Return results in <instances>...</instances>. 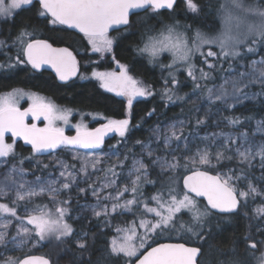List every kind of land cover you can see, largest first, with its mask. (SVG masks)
Wrapping results in <instances>:
<instances>
[{"label":"snow or ice","instance_id":"snow-or-ice-1","mask_svg":"<svg viewBox=\"0 0 264 264\" xmlns=\"http://www.w3.org/2000/svg\"><path fill=\"white\" fill-rule=\"evenodd\" d=\"M182 2L185 11L196 17L203 12L198 0ZM36 5L39 17L47 18L53 26H63L65 30L82 34L93 53L101 57L112 54L113 60L114 45L119 37L110 32L129 31L137 23L130 19L133 10H143L147 19L134 51L138 56L146 57L149 63L167 70L161 97L168 103L183 99L178 95L181 82L176 73L186 72L194 88L201 89L200 81L215 80L213 72L217 69L228 75H221L222 82L213 87L203 85L210 103L220 102L232 109L245 101L264 98V55L259 59L251 58L257 52H264V0H223L218 9L222 27L215 34L182 24L171 14V22L159 20V28L147 23V20L161 16V10H174L178 6L177 0H0V18L4 21L14 19L20 10H31ZM13 45L18 51L14 58H8L10 69L20 65H30L34 70L50 66L61 81H68L79 72L80 62L69 47H54L47 39L35 38L34 31H29L28 26L17 32ZM6 47L7 42L0 40V49ZM213 47L218 51H213ZM165 54L170 57L167 64L161 62ZM197 56L204 58L209 71L198 68ZM209 57L216 58V62L210 63ZM115 62L119 71H93L92 77L99 81L101 88L126 97L130 113L134 100L152 96L154 92L131 74L129 65ZM4 67L0 64V68ZM254 86H258L259 91L253 92ZM25 98L30 103L22 108L20 102ZM153 112L155 109L148 116ZM72 115V109L20 88L0 94V166L9 164V157L16 158V139L30 145L34 155L60 149L79 163L77 168L76 164L57 160L58 178L32 173L34 180L25 179L29 170L23 167L24 160L33 157H24L11 164L0 180V249L3 250L0 256L10 250L23 251L28 246L36 247L49 241L63 246L64 251H71V247H67L71 241L76 249L74 264H92L91 259L84 261L89 252V234L77 231L69 222L79 219L72 215V201L68 195L74 187L81 193L90 189L96 197L93 216L100 226L115 232L108 240L107 253L122 260L123 264H201L202 248L198 242L205 238V226L214 214H238L257 197L262 202L253 208L252 218L264 221V187L253 182L251 173L258 166L264 180V116L255 120V132L221 133L219 135H224L225 139L219 144L216 133L196 137L200 143L194 148V141L184 136V121L170 124L166 130L157 127L151 138L156 147L152 142L137 140L135 143L141 146L142 152L137 155L129 149L121 159L118 142L111 146L115 149L112 155L116 156L117 162L100 168L104 156L94 150L104 145L109 133L126 138L130 119H108L100 127L89 128L83 121L71 124ZM225 119L232 126L244 123L240 117ZM244 119L250 121L255 117L250 115ZM38 122H44V126L40 127ZM205 122L198 119L196 123ZM66 127L74 128L76 134L66 135ZM81 149L92 151L81 154ZM130 158L131 163L125 171V163ZM233 160L236 168L230 167L226 172L219 170L224 161ZM254 161H258V165ZM37 165L44 169L49 167L48 164L41 165L40 161ZM210 170H215L216 174ZM98 172L103 173L102 179L97 177L96 181L88 183V189L79 186L80 177L87 183ZM153 172L157 175L167 173L168 182L146 195V185H157V181L150 178ZM199 198H205L206 203L202 205ZM21 207L23 215L18 213ZM126 214L136 218L123 224L114 223ZM185 215L189 217L187 221L183 219ZM14 222L15 235H10ZM256 231L264 236V229L258 226ZM173 234L186 238L185 242H156L160 236ZM244 241L247 256L252 257L255 264H264V251L256 254L258 245L264 248V238L254 239L249 231ZM232 251L235 252V248ZM0 264H54V261L47 256L25 254L22 258L8 255L0 260ZM229 264H247V261L232 259Z\"/></svg>","mask_w":264,"mask_h":264},{"label":"trees","instance_id":"trees-1","mask_svg":"<svg viewBox=\"0 0 264 264\" xmlns=\"http://www.w3.org/2000/svg\"><path fill=\"white\" fill-rule=\"evenodd\" d=\"M198 3L203 8V12L198 17L186 12L184 4L180 0L174 10L170 12L162 11L161 16L147 20V23L160 27L159 20L171 22V14L182 24L192 25L193 28H199L209 34L217 33L222 25L218 9L221 3H223V0H198ZM37 8L38 5L31 10H21L12 21L8 20L4 23L2 35L5 37L7 47L0 50V64L5 65L4 68H0V94L14 88L31 90L43 94L68 108L82 112L103 113L106 117L118 120L128 118L130 119V131L127 136L132 143V148L141 147L135 142L137 140L145 142L148 139L147 133L149 129L155 124H162L174 117L191 114L190 108L184 102V98L192 92V87H194L193 81L190 80L189 82V80H186L188 77L185 74H179L180 77L177 78L181 83L178 85V95L183 97V99L177 100L175 103H168L161 97V92L165 87L163 80L166 78L167 71L157 68L156 65L149 63L145 57L138 56L134 51V45L139 42L140 32L143 31V23L147 19L146 13L135 15L132 18V21L137 23L127 31L128 33L124 37L117 40L113 50L115 59L129 65L131 74L136 79H141L149 84L154 92V95L134 102L130 113L126 98L124 99L114 94L106 93V91L99 87L98 82L95 80L88 79L87 82H82L79 79L64 85L58 83L51 73L46 71L36 72L30 65L8 68V58H14L18 51L17 46L13 45V37L25 26L29 27V31H34L35 38L47 39L55 46L70 47L72 50L77 51L81 61L90 59L89 48L83 45L84 40L82 39V35L65 30L63 26L51 25L47 22V18L39 17L36 14ZM123 32L125 31H118L111 35H121ZM78 49H84L85 56H82ZM197 60L199 66L203 65L205 69L207 68L205 67L204 59L199 58ZM224 66L225 68L227 67L226 62ZM99 68H103V65H99ZM90 70L91 68L86 69L84 66L83 74ZM221 74L223 73H220L218 69L216 72H213V76H220ZM168 86L171 87V84ZM153 109H155V112L151 116H148V113L152 112ZM250 115L254 116L255 119L250 121L244 119ZM233 116L240 117L244 121L243 125H236L237 127L250 130L255 124V120L264 116V101L259 100L255 103L244 102V104L226 111V117ZM16 153V161L24 157L37 155H34L32 149L25 146L21 141H18L16 144ZM28 162L30 161L25 159L24 166L27 167L29 165L27 164ZM210 171L216 174L215 170ZM150 178L156 180L157 185L155 187L146 185L144 189L146 195L152 194L160 184H167L168 182L167 176H158L156 172H153ZM201 204L203 205L204 203L201 202ZM252 216L253 213L243 207L239 210L238 214L230 216H217L214 214L211 222L205 226L203 233L205 238L198 242V246L202 248L201 264H229V261L232 259L245 260L247 264H255L254 259L247 256L244 237L249 231H251L254 239L264 238V236L256 231L257 227H260V222L254 220ZM132 219V216L126 214L124 217L116 219L114 223L123 224L125 221ZM183 219L187 221L189 217L185 215ZM113 235H115L113 229L100 226V223L95 218L89 229V252L85 255L84 261L91 259L92 264H123L122 260L112 258L107 253L108 240ZM185 239L175 234L171 236L163 235L158 237L156 242H185ZM62 247L58 245L57 250L59 249V251L53 255H49L48 253H33V255L38 254L51 257L54 264L57 260L58 264H74L76 256L75 246L69 241L67 247H71V251H64ZM233 248H235V252L232 251ZM260 251H264V248L258 245L256 254L259 255ZM24 255H21V258Z\"/></svg>","mask_w":264,"mask_h":264},{"label":"rangeland","instance_id":"rangeland-1","mask_svg":"<svg viewBox=\"0 0 264 264\" xmlns=\"http://www.w3.org/2000/svg\"><path fill=\"white\" fill-rule=\"evenodd\" d=\"M11 21H12V19H11ZM5 22H7V21H4L3 18H0V40H4V41H5V37L2 35V30H3V26H4ZM221 27H222V25H221ZM221 27H220V29H221ZM157 28H159V27H157ZM127 33L128 32H123V33H121V35H116V37H119V38L124 37ZM113 36H115V35H113ZM14 38H15V36L13 37V39ZM88 48H89L90 59L86 65L89 66V69L91 68L92 71L90 70V71H87L85 74H83V76L86 77V79L97 81L94 77H92L93 71H101V72L114 71V70L110 69V67L105 68L103 66V68H99V65H101L102 63L108 64L110 62L112 54H105L103 57H101L100 54L93 53L89 46H88ZM214 48L215 47H213V49H212L213 51H218V49H216V48L214 49ZM0 50H2V49H0ZM261 55H264V52H257L254 56H251V58L252 59H259ZM199 58L204 59L203 57L197 56L196 60ZM145 59H147V58L145 57ZM208 61L210 63H215L216 58L209 57ZM161 62L164 64L169 63L170 62L169 55L165 54L161 58ZM197 62H198V60L196 61V63ZM197 66H198V68H203L205 71L209 70L206 64H205V67H207L206 69L204 68L203 65L199 66L197 64ZM156 67L163 70L158 65H156ZM181 73L185 74V76L188 77L186 72L180 71V72L176 73L178 78L180 77L179 74H181ZM221 75H228V73L225 72ZM167 76H168V72L166 73V77ZM220 76H215L216 77L215 80H208L207 82L206 81H200V83L202 85L201 89H195L194 87H192V92L190 94H187V96L184 98V102H185L186 106L190 108L191 114L186 115V116L174 117V118H172V119H170L167 122L162 123V124H155L154 126H152L149 129V131L147 133L148 139L145 141V143L152 142L151 138L153 137V130L155 128L160 127L161 130H166L170 124H173V123L178 124L179 121H184V136H187L190 140L194 141V143L192 145L193 148L195 147V144L200 143L199 140L195 139L196 137L211 136V134L216 133V134H218L217 135V144H219L221 141H223L225 139L224 135H219L221 133H223L225 135H238V133L241 131H249L250 133L255 132V124L253 125V127L250 130L249 129L246 130V129H243L241 127L232 126V125L228 124L227 120L225 119L226 111H229L231 109L226 108L225 105L220 103V102H217L215 104H212L209 102L207 91H206V89L203 88V85L206 84L207 87H213L214 84L221 83L222 80L220 79ZM138 80L142 81L141 79H138ZM186 80L187 81L189 80V82H190L191 78L188 77V79H186ZM97 82L99 85V81H97ZM142 82L144 85L149 86V84H147L146 82H144V81H142ZM150 88H151V86H150ZM23 90L26 92H29V93H36L42 97H45L46 99H50L47 96L40 94L38 92L31 91V90H25V89H23ZM103 90L108 92L105 89H103ZM252 91L253 92L259 91L258 86H254L252 88ZM110 93H113L114 95H116V93H114V92H110ZM116 96H118V95H116ZM119 97H122L124 99L126 98L123 96H119ZM146 98H148V97H138L136 100L133 101V103L137 102V100H140V99L142 100V99H146ZM50 100H52V99H50ZM259 100L264 101V98H258L257 100H248L245 102L255 103V102H258ZM29 103H30V101L26 98L21 100V102H20L21 107H27L29 105ZM65 108H68V107H65ZM72 110H73V115L70 118V123L71 124H77V123H80L81 121H83L84 123H86L88 125L89 128L100 127L102 124L107 123L108 119H113V118L106 117V116L101 115V114H99V115L98 114H84L85 111L82 112L80 110H75V109H72ZM93 117H95V119ZM198 119L204 120L206 122L204 124L197 125L196 122ZM114 120H118V119H114ZM38 123H39L40 127L44 126V122H38ZM129 131H130V125H129ZM65 132L75 133V129L71 128V127H66ZM256 137L260 138V134L256 133ZM8 142L11 143L12 140L9 139ZM17 142L18 141L16 140L15 145L17 144ZM118 142H120L119 154H120L121 159H123L124 154L128 153L129 149H131L132 153H136L137 155H139L142 152L141 147H133V148L131 147L132 143L130 142L128 136L126 138H121L118 135L117 137H115V140L111 141L109 144H105L100 150L96 151V154L104 156V162L99 166L100 168H106L109 165L117 162L116 156L112 155V153L115 151V149H113L111 146L117 145ZM152 143H153V147H156V143L155 142H152ZM237 143H240V141H237ZM201 146H203V145H201ZM15 152H16V146H15ZM80 153L84 154L85 152H80ZM229 154H231V153H229ZM16 155H17V153H16ZM29 157H33L32 160L27 159L31 163L28 162L27 164H29V165L27 167L23 165L24 168L29 170L28 174L25 176V179H27V180H34L35 177L32 173H34L35 175L47 177L50 179L51 178H58L60 169H59L58 165L56 164L57 160H63V161L68 162L69 164H76L77 168L79 167V163L77 161H73L71 159L70 154L67 152H64L62 150H60L54 154H49V155L37 154L36 156H29ZM8 159L10 161L9 164H5L3 166H0V180H3V177L6 174L8 168L11 166V164L17 163V161L15 159H12L11 157H9ZM37 161H40L41 165L42 164H48L49 167L47 169H44V168H42V166L37 165ZM130 163H131V158L129 159L128 162L125 163V171L127 170ZM254 163L258 165V161H254ZM230 167L231 168L237 167L235 160H233L231 162L224 161V163L219 166V170L221 172H226L228 170V168H230ZM117 170L119 171V169H117ZM261 172H262V170L258 166L251 170L252 176L254 177L253 182L256 183L257 185L261 186V187H264V180L261 179ZM49 173H51L52 175L49 176L48 175ZM158 176L166 177V176H168V174L164 173V174H160ZM97 177H100L102 179L103 173L102 172L94 173L91 176V180H89L87 183L84 182L83 177H80L78 180L79 186L82 188L88 189V183L96 181ZM241 187H243V184L241 185ZM106 191H110V190H106ZM104 194L105 193H102L101 195H104ZM68 195L70 196L71 201H72V204H71L72 215L74 218L79 217V219H72L69 222L73 224V227L77 231L87 232L89 234V229L91 227L93 220L95 219V217L92 214V208L97 204L96 197H94L92 195L90 189H88L86 192L81 193V192H78L75 189V187L73 188V190ZM125 195L127 196L128 194H125ZM4 202H7V201H4ZM39 202L40 201H37V203H39ZM44 202H47V201L45 200ZM261 202H262L261 198H259V197H257V199L255 201L250 200L248 203L247 209H249L252 212L255 205L260 204ZM29 207H31V206H29ZM18 213L23 215V208L22 207L18 209ZM127 215L132 216L133 219L136 218L131 214H127ZM137 215H139V214L137 213ZM258 221L260 222V228L264 229V221H261V220H258ZM15 223L16 222H14V224H13V228L10 232V235H15ZM57 248H58V245L55 241H49V242H45V244L37 245L36 247L28 246L23 251H20V250L7 251V252H5V256H0V260H3L8 255L15 256V257H21V255H24V254L33 255V253H48L49 255H53V254H55V252L57 253L59 251V249L57 250ZM0 251H3V250L0 249Z\"/></svg>","mask_w":264,"mask_h":264},{"label":"water","instance_id":"water-1","mask_svg":"<svg viewBox=\"0 0 264 264\" xmlns=\"http://www.w3.org/2000/svg\"><path fill=\"white\" fill-rule=\"evenodd\" d=\"M178 1H180V0H177V3H178ZM162 11H172V10H161V12ZM133 12H134V14H131L130 15V19L132 20V18L135 16V15H138V14H142V13H145L143 10H133ZM123 30V29H122ZM121 30V31H122ZM70 31H72V32H74V33H77L75 30H70ZM115 32H118V31H113V32H110V35L111 34H113V33H115ZM78 34V33H77ZM80 35H82V34H80ZM49 43H51V42H49ZM54 47H65V46H55V45H53ZM77 60H78V57H77ZM36 71H39V72H43V71H46V72H49V73H51L55 78H56V80L58 81V83H60V84H68V83H71V82H73V81H75V80H77L78 78H79V76H80V73H81V69H79V72L77 73V75L76 76H74V77H72L70 80H68V81H61L59 78H58V76H57V74H56V72H55V70L53 69V68H51L50 66H45V67H43L42 69H40V70H36ZM29 122H31V120L29 121ZM65 134L66 135H75L76 133H67V132H65ZM119 134L118 133H109L108 134V136H106L105 137V141H104V145L106 144V143H108V142H110V141H112L115 137H117ZM17 141H21V142H23V140H21V139H16ZM24 143V142H23ZM24 145L25 146H27L28 148H30L31 149V146L30 145H27V144H25L24 143ZM103 145V146H104ZM102 146V147H103ZM101 147V148H102ZM100 148V149H101ZM100 149H96V150H94L95 152L96 151H98V150H100ZM58 151H60V149H57L56 151H54V152H51V153H44V154H42V155H49V154H54V153H56V152H58ZM86 151H92V150H83V149H81L80 150V152H86ZM212 173V172H211ZM212 174H215V173H212ZM199 200L201 201V202H203L204 204L206 203V200H205V198H199ZM161 243H169V242H161ZM171 243H177V242H171ZM34 255H37V256H43V255H38V254H34Z\"/></svg>","mask_w":264,"mask_h":264},{"label":"flooded vegetation","instance_id":"flooded-vegetation-1","mask_svg":"<svg viewBox=\"0 0 264 264\" xmlns=\"http://www.w3.org/2000/svg\"><path fill=\"white\" fill-rule=\"evenodd\" d=\"M84 43V44H83ZM83 43L81 42V44H83V45H85V46H87L88 47V45H87V43H86V41H83ZM53 44V43H52ZM65 47H67V46H65ZM70 48V47H69ZM71 49V48H70ZM72 50V49H71ZM79 50V49H78ZM75 54H76V56L78 57V61L80 62V69H81V73H80V76H79V78L77 79V80H82V82H87V80L88 79H81V76H83V67L85 66V68L86 69H89V66H87L86 64L89 62V59H86L85 61H81V59H80V56H79V54L77 53V51L76 50H72ZM80 52V54L82 55V56H85V50L84 49H81V50H79ZM116 59L115 60H113L112 59V57H111V60H110V62L108 63V64H105V63H102L101 65H103L105 68H109L110 67V69H112V70H115V71H119V68L117 67V64H116ZM119 61V60H118ZM120 63H124V62H121L120 61ZM125 64V63H124ZM34 70V69H33ZM34 71H36V70H34ZM36 72H39V71H36ZM76 81V80H75ZM74 82V81H73ZM69 84V83H68ZM106 93H109V94H113V93H110V92H106ZM56 104H58V105H60L61 107H66V106H63V105H61L59 102H56V101H54ZM23 108V107H22ZM70 109H73V108H70ZM84 114H98L99 115V113H94V112H85ZM101 115H104L103 113H101Z\"/></svg>","mask_w":264,"mask_h":264},{"label":"bare ground","instance_id":"bare-ground-1","mask_svg":"<svg viewBox=\"0 0 264 264\" xmlns=\"http://www.w3.org/2000/svg\"><path fill=\"white\" fill-rule=\"evenodd\" d=\"M50 42V41H49Z\"/></svg>","mask_w":264,"mask_h":264}]
</instances>
